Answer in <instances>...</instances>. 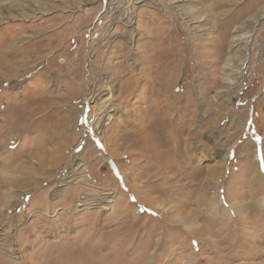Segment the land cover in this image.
Listing matches in <instances>:
<instances>
[{
	"label": "rangeland",
	"instance_id": "obj_1",
	"mask_svg": "<svg viewBox=\"0 0 264 264\" xmlns=\"http://www.w3.org/2000/svg\"><path fill=\"white\" fill-rule=\"evenodd\" d=\"M0 4V264H264V0Z\"/></svg>",
	"mask_w": 264,
	"mask_h": 264
},
{
	"label": "bare ground",
	"instance_id": "obj_2",
	"mask_svg": "<svg viewBox=\"0 0 264 264\" xmlns=\"http://www.w3.org/2000/svg\"><path fill=\"white\" fill-rule=\"evenodd\" d=\"M3 0H0V3L2 2ZM13 3V2H12ZM4 4V3H3ZM3 4H0V16H1V13H2V8H3ZM5 8H7V7H5ZM119 8V6L118 5H114L113 6V8H112V13H110V17H112V18H110L109 20H110V22H109V24L107 25V28H106V31L108 30V28H110L109 27V25H111L112 23H113V20H114V15L116 14V12H117V9ZM32 11V10H31ZM6 14H8V12L6 13ZM107 34V33H106ZM233 44H237V43H242L241 42V40H240V38L238 37V36H235L234 38H233ZM245 43V42H244ZM18 53V52H17ZM11 60L12 59H10V58H8V57H6L3 53H0V65H2V66H6L9 62H11ZM224 62H226V65H228V62L227 61H224ZM17 63V62H16ZM19 63V62H18ZM11 64H13V62H11ZM20 65V64H19ZM245 59L244 60H242L241 61V63H240V65H239V67H238V70H240V71H242L241 69L243 68L244 69V67H245ZM13 66V65H12ZM73 70V69H72ZM239 71V72H240ZM232 72V71H231ZM66 73V72H65ZM225 80H228V75H227V77H226V79ZM230 80V79H229ZM233 82V81H232ZM94 83V82H93ZM131 84V83H130ZM88 90V89H87ZM165 90V89H164ZM94 91V90H93ZM108 92H109V90H108ZM107 92V93H108ZM92 93V92H91ZM87 94V93H86ZM104 94V93H103ZM125 95V94H124ZM124 95H122V96H124ZM92 97H94V93H92L91 95H90V97H89V99L91 100L92 99ZM96 97V96H95ZM103 97V96H102ZM104 101H107L108 100V97H107V95H106V93L104 94V99H103ZM92 124V123H91ZM93 125V124H92ZM94 131H95V129H94ZM96 132V131H95ZM97 134H99L98 132H96ZM137 147V146H136ZM15 203V202H14ZM258 205H260L261 206V203L260 204H258ZM12 207L13 205H12V201H10V202H8L7 203V206L6 207ZM233 207V211H240V208H235L234 206H232ZM236 209V210H235ZM8 210V209H7ZM9 211V210H8ZM214 212V211H213ZM7 213V212H6ZM0 217H2V220H7V219H9L10 217L7 215V214H5V215H3V216H1L0 215ZM4 223V222H3ZM155 245L156 244H152V245H149V247H148V249L152 246V248L153 247H155ZM158 249V248H157ZM85 250V249H84ZM87 252H80L78 255H83V260H84V264H101L102 262H100L98 259L96 260V259H94L92 256H91V250H86ZM145 251V250H144ZM154 256V252H153V254H151V256ZM74 256V255H73ZM73 256H72V259H73ZM79 256V257H80ZM153 256L150 258V259H148L149 260V263L150 262H152L153 261ZM150 257V256H149ZM60 259V258H59ZM63 259V258H62ZM78 260V259H77ZM58 261V260H57ZM68 261V260H67ZM79 261V260H78ZM82 261V260H81ZM62 262V261H61ZM73 262V261H72ZM80 262V261H79ZM58 264V263H57ZM76 264V263H75ZM80 264V263H79ZM82 264V263H81ZM111 264V263H110ZM143 264V263H142Z\"/></svg>",
	"mask_w": 264,
	"mask_h": 264
}]
</instances>
